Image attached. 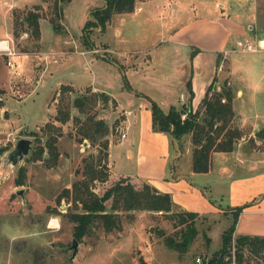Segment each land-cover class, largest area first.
I'll return each instance as SVG.
<instances>
[{
    "label": "rangeland",
    "instance_id": "1",
    "mask_svg": "<svg viewBox=\"0 0 264 264\" xmlns=\"http://www.w3.org/2000/svg\"><path fill=\"white\" fill-rule=\"evenodd\" d=\"M35 1H38L43 17L49 16L51 0ZM93 1L96 0H69L62 5V14L65 16L63 21L67 24L68 31L74 35L71 37L66 35V41H61V47L59 45V49L64 52L73 50L64 56L59 49L54 48V44L49 47L43 44L41 49L38 48L40 44L22 32L17 37L10 34L11 42L8 48L14 51V55H7L5 51L0 50V264H139V258L146 264H196L194 262L196 255H199L201 260H206L219 246L221 230L231 219L230 213L224 216L216 210L217 203H222L225 199L221 194L226 192L228 181V175L222 174L220 169L226 162L228 153L219 151L211 153L212 170L192 176L197 182L209 184V193L215 200L208 198L199 187L191 186L187 178L176 182L166 175L160 177L158 181L146 178L159 191L174 193L173 200L180 198L177 200L184 202L183 209L204 216L196 218L197 232L185 251L177 252L164 244L163 235H172L177 229L165 213L134 209L119 213V228L104 231L99 225L92 224L88 234L79 240L76 239V252L69 258L73 223L67 213L74 206L64 196L58 198L57 194L63 187L69 188L71 182L81 177L83 159L88 160L92 156L95 162L96 156H102V148L86 138L81 141L76 139V125L72 120V115L77 114L76 108H70V117L64 123L53 119L57 99L52 100V97L54 92L58 91L59 84L67 82L76 87L66 92L70 97L86 89L81 85H94L116 98L123 107L132 110L135 109L137 101L147 102L145 95L157 103L160 100L161 106L164 107L166 101L176 99L181 90L176 79L177 71L169 60L171 55L165 56L166 53L161 50V45L165 43L157 42L161 40L158 15L145 17L143 10L133 17L124 16V20L118 24L120 36L112 32L110 34V31L106 30L104 37L97 26L81 28L80 32L86 4ZM192 1L197 6L194 14L198 22H186L179 38L211 40L216 45L224 36L226 29L229 43L225 46L229 47L227 44H230L232 47L225 53H218L220 55L216 60L212 88L219 89L226 80L232 90L238 88L241 91V95L233 99L232 106L246 122L240 127L242 135L236 140L232 150L243 147L245 151H249L257 145L262 152L264 49L242 50L236 42L249 41L255 44L257 38L264 39V20L260 11L264 9V6H261L264 0ZM219 4H222L223 9ZM95 7L99 6L94 5L92 8ZM89 11L87 18L90 17ZM219 11L229 15L220 16L219 19L212 17ZM227 17L228 22L225 21ZM247 23L253 24L250 31L247 29ZM238 25L242 26V33L237 32ZM39 30L42 41L46 43L53 41L54 36L47 20L40 21ZM84 36L91 43L89 46L83 45ZM104 39L109 40L110 46L127 50L134 48L135 52L128 51L122 56L113 51H106L101 44ZM20 48L31 50L25 53ZM77 50L86 52L80 53ZM29 54L33 56L32 59ZM104 54L109 59L102 57ZM88 55L94 59L92 63H87ZM110 57L124 63V73L123 68L115 67L111 63ZM202 57L205 59L199 64L194 63L197 73L193 88L195 93L192 96L195 98L202 94L214 69L213 54ZM122 58L126 60L123 61ZM7 60L11 61L13 67L7 65ZM131 62H135L134 68H131ZM202 73L206 74L202 76ZM109 102L99 101L93 109L97 112V117L103 114V119L111 128L110 137L116 141L119 139V129L124 126L125 112ZM133 102L134 106L131 105ZM46 121L59 125L61 129V135L57 137L55 143L58 156L52 166H46L41 159L30 158L31 149L35 146V135L40 136L41 141L44 138L42 125ZM239 122L240 118H232L233 125H238ZM252 123L257 124L258 129L253 130ZM20 137L30 139V147L25 155L11 163L6 154ZM122 139L125 141L129 137ZM166 139L165 132L147 133L145 137L143 136L137 172L133 146L131 145L132 155L126 156V144L118 142L114 144L110 156L111 176L116 173L133 175L135 173L139 179L140 174L158 177ZM238 141L240 147L237 146ZM170 146L173 154L171 162L177 160L175 173H180V170L187 172L192 147L189 135L184 134L179 141L171 139ZM106 160L107 156L105 163ZM106 167L108 170V164ZM20 168L23 174L22 183L15 180ZM246 169L234 167L231 174ZM109 184L105 180L101 182L95 180L91 187L99 194ZM189 187L193 188L191 195ZM17 189H21L20 194L16 193ZM196 192L200 193L204 200L195 196ZM109 203L110 200L107 199L105 201L107 209ZM52 218H55L56 226L48 225ZM205 235L209 236L208 241ZM231 250L232 248L230 255ZM261 260L262 256L244 250L243 262L257 264Z\"/></svg>",
    "mask_w": 264,
    "mask_h": 264
},
{
    "label": "trees",
    "instance_id": "2",
    "mask_svg": "<svg viewBox=\"0 0 264 264\" xmlns=\"http://www.w3.org/2000/svg\"><path fill=\"white\" fill-rule=\"evenodd\" d=\"M69 0H51L50 15L47 16L52 29L56 32L62 28L60 18L62 16V5ZM99 7L89 11V18L85 19L82 29L89 26H97L100 31L104 29L106 21L112 13L131 11L135 0H101ZM11 33L17 37L19 33L25 32L35 42L39 39L38 19L43 17L40 5L34 4L32 8L12 12ZM84 35V34H83ZM84 36L82 43L89 46L88 40ZM28 52L31 49H21ZM214 75L206 85L196 108L190 107L192 90L189 80L185 86L188 91L187 102L179 106L169 104L163 110L152 98L145 95L150 110L151 129L163 131L168 134L169 140L179 141L180 137L188 134L192 143L190 153V168L194 172H206L211 166V153L214 151H230L235 142L242 135V130L233 125L232 118L234 112L231 105L233 90L226 80L223 81L219 89L212 88ZM72 91L68 84H60L52 100L57 99L54 105L53 119L59 123H64L70 117V108H76L77 114L72 115V120L76 125V139L81 141L88 139L91 143H96L102 148V156H90L84 160L81 169V177L71 182L70 187H63L57 197L64 196L74 206L67 213L72 224V235L79 240L83 235L89 233L92 224L99 225L104 231H110L120 226L119 213L126 210L148 209L165 213L177 226L174 234L163 235L164 244L183 252L196 235L195 225L197 212L186 210L175 205L168 192L159 191L152 184L143 181L141 185L135 186L126 176H120L101 193H96L91 183L93 181H104L108 176L105 163L107 156L108 139L107 134L111 128L102 117H97V112L93 109L97 102L110 101L111 98L103 91H92L86 88L79 94L71 97L66 92ZM58 95V97H56ZM112 102V100H111ZM44 138L35 135V146L31 149L30 158L41 159L46 166L55 164L58 156L56 147L57 137L61 135L59 125L46 121L42 125ZM46 154V156L44 155ZM102 159V161H101ZM101 161V162H100ZM176 161H172L169 168L176 169ZM21 168L18 170L16 181L22 183L23 174ZM109 199V208L105 206V201ZM241 206H236L231 210L230 222L221 230L220 244L210 257L202 259L201 264H226L230 260V249L233 250L235 264H248L243 262V252L246 250L253 255L262 256V260L257 264H264V236L255 234L234 233L236 217ZM206 241L209 236L205 235ZM139 264H146L139 258Z\"/></svg>",
    "mask_w": 264,
    "mask_h": 264
},
{
    "label": "crops",
    "instance_id": "3",
    "mask_svg": "<svg viewBox=\"0 0 264 264\" xmlns=\"http://www.w3.org/2000/svg\"><path fill=\"white\" fill-rule=\"evenodd\" d=\"M34 4H38V1H35V0H0V43H2L3 41L9 47V44L11 42L10 34L12 30V17H13L12 12L23 10L26 8H32ZM101 4H102L101 0H96L91 3L87 2L83 22L85 21V19H87L88 11L92 7H94V5L100 6ZM219 5H220V8L223 9L222 4H219ZM261 6H264V3H262ZM196 8L197 6H195V3L192 0H135L133 9L131 11L112 13L109 19L106 21L104 29L100 31L102 32L104 37H106V30H109L110 34L113 33L116 36L117 35L120 36L121 33L119 31L118 24L119 22H122L124 20V16L130 15L131 17H133L139 11H143V10L145 11V14H143L145 17H150L152 15H155V16L158 15V19L160 20L161 40L160 41L158 40L157 42L165 43L163 46L161 45V50L166 53L164 54L165 56H168L169 54L171 55V59L169 60L171 63L174 64L173 65L174 69L177 71L176 79L178 80V83L181 88V90L177 94L178 97L171 101L168 99L165 104L166 106L164 107L161 106L160 104L161 102L159 100L158 105L163 110H166L169 104H173L177 107L181 103H183L185 100L187 102L188 91L186 89L185 83L187 80H189L191 90L193 91L195 75L197 73V69L194 63L199 64L202 59H205L202 57L203 55L213 54V58H212L213 64L212 65L214 69L210 76V80H211L212 76L215 73L216 60L217 58H219V55H220L218 53H225L230 49V47H232L230 46V44H227L229 45V47L225 46L226 43H229L228 33L225 32L226 29L223 33L224 36L220 38L218 44L216 45L213 44L211 40L205 41V40H200L196 38H191V40H184L182 38H179L182 34V29L186 25V22L188 23L198 22L197 21L198 18L196 14H194L196 13ZM260 11L263 14L262 20H264V9H261ZM228 15H229L228 13L219 11V13L217 14L214 13L212 17H214L215 19H219L221 18L220 16H228ZM64 17L65 16L62 14L60 18V23L62 25L61 26L62 28L59 30V32L57 31L55 32L50 25L53 36H54L53 41L47 42V43L42 41L40 37V30H39L38 44H40V46L38 48H40L43 44L46 45L47 47L54 44V48L59 49V45L61 47V41H66L65 37L74 36L73 32L68 31L67 24L63 21ZM44 19L47 20V18L40 17L38 19L39 24H40V21ZM255 20H256V14H255ZM225 21L227 22L229 21L228 17ZM230 25L232 26L231 23ZM252 26L253 24L247 23V29H249V31L251 30ZM236 30L237 32H241V33L243 32V28L241 25H238L236 27ZM80 32H81V27H80ZM22 33H25V32H22ZM108 41H106L105 39L101 41L102 47H104L106 51H113L119 55L122 54V56L126 54L128 51L133 52V53L135 52L134 48L127 50L126 48L110 46L111 44H109ZM155 44L156 43H154V45ZM58 51L61 54L63 53L62 55L64 56L66 53L71 52L73 50L64 52L63 50L59 49ZM77 51L80 53L86 52L82 50L81 51L77 50ZM27 53H29V51ZM100 55H98L100 58L104 57V58L109 59L108 56H106L105 54L102 55V57ZM29 56L32 59L33 56L31 54H29ZM30 58L28 59L31 61ZM122 59L123 61L126 60L125 58H122ZM93 60L94 59L91 58L90 55L87 56V63H92ZM110 60H111V63L115 67L123 68V70L122 69L121 70L124 73L125 71L124 63H119L117 62V59L111 58V57H110ZM134 67H135V62H131V68H134ZM205 67H207V64H205ZM205 74L206 73H202L201 75L203 76ZM209 82H206L205 87ZM60 84H68L71 87L76 88L72 83L65 82V83H60ZM81 86H83V88L84 87L89 88L92 91H103V90H99L96 86L94 85L92 86L90 84H84ZM205 87L203 88L201 95L197 96L196 98L195 96H191L190 107L192 109H194L198 105V102L201 96L203 95ZM105 93L108 94L107 92ZM193 93L195 92L193 91L192 94ZM108 95L112 100V102L111 100L110 102L115 104L114 107L123 109L125 112L124 126H126V130H125L124 137H129V139H126L124 141L123 139L119 138L118 140L115 141V140H112V138L110 137L111 135L110 131L108 132L107 134V139H108L107 160H106V164H108V176L105 180L106 182H109L111 184L114 180H116L120 176H126L127 179L132 184H134L135 186H139L141 185L143 181L150 183L149 180H147L146 178L151 179V181H158L160 177L167 176V178L175 182L182 180V178H185V179L187 178L189 179L188 181L190 182L191 186L195 185L199 187L202 191H204L205 195L208 198L210 197L213 198L209 193V189H210L209 184L203 183V182H197L195 179L192 178V176L196 175L197 173H202V172H194L191 170L189 166V169L187 167V172H183L182 170H180V173L176 174L175 172H176L177 167L175 170L169 168L173 154L171 153L172 148L170 146V140H169V136L167 133H165L167 139L163 147L164 148L163 150L164 158L161 161V166H160V171H159L160 175L158 177L149 176L146 174L145 175L140 174L139 176L141 177V179H139L135 173L134 175L132 173H116L114 174V176L112 175L113 176L112 177L111 176L112 160L110 159V156H111V148L114 144H116L117 142L119 144L125 143L126 144V148H125L126 156L132 155L131 147L133 146L132 149L134 151L133 152L134 158L136 160L135 161V171L137 172L138 171V155H139V149H140L143 136L145 137L147 133L148 134H152L153 132L162 133L163 131H154L151 129L150 110H149L147 102L140 101V100L137 101L135 104V109L132 110L129 107H126V108L123 107L116 98H114L110 94ZM240 95H241V91L238 88L233 89V97L231 100V105L233 103V99L236 96H240ZM175 100L177 101V103ZM131 105L134 106V102L131 103ZM232 109H233V106H232ZM126 111H129V112H126ZM233 112H234L233 118H240L241 120V122H239V124L236 125L237 127L240 128L244 124V122H246V119L240 116L239 113L235 111L234 109H233ZM99 116L103 118V114L102 115L100 114ZM106 118L107 120H109V117L106 116ZM257 126H258L257 124H253V123L251 124V128L253 130L254 129L256 130ZM261 127L264 128V126H261ZM237 146L240 147L239 141L237 142ZM219 152L228 153L226 154L228 156L226 162L223 165H221V168H220L222 174L225 173L226 175H228L227 176L228 181L226 184V190H225L226 192L223 193L224 195L221 194L222 196H224L226 200L224 199L222 203L218 202L216 206V210L219 213L220 212L223 213L224 216H228L229 213L231 214V210L234 207L241 206L240 210L238 211L237 217H236L234 233L235 234L236 233L250 234V235L255 234V235L264 236V154L262 153L264 152V150H262V152L259 151V148L256 145L255 147H252L249 151H245V149L241 147V148H237V149L230 150V151H219ZM234 167H246L247 169L237 174H231ZM210 170H212V165L210 166V169L208 171ZM189 189H190L189 194L190 195L193 194V190H192L193 188L189 187ZM196 193L197 195L195 196H198L201 200H204L201 197L200 193L198 192ZM169 194H170L172 202L175 205H177L180 208L183 207L182 205H185L184 202H180L177 200L180 198L174 199L178 201L179 203L174 202L173 198L175 194L172 192ZM222 196L219 197V199H221ZM213 200L215 199L213 198ZM52 221H54V225L56 224L55 218H52L50 221H48L49 226H51L50 223Z\"/></svg>",
    "mask_w": 264,
    "mask_h": 264
},
{
    "label": "built area",
    "instance_id": "4",
    "mask_svg": "<svg viewBox=\"0 0 264 264\" xmlns=\"http://www.w3.org/2000/svg\"><path fill=\"white\" fill-rule=\"evenodd\" d=\"M237 45H239V47L242 50H259V49H264V39L262 38H257L255 40V44L251 43L249 41H237L236 42ZM0 50L5 51V53L7 55H14V51L11 50L10 48H8V46L2 41V43H0ZM7 65H9L10 67H13V64L11 63V61L7 60ZM129 112V111H126ZM125 130H126V126H123L122 128L119 129V138L122 139L125 136ZM231 259L229 260L228 263L226 264H234V255H233V250H231ZM194 262L196 264H201L202 260L199 257V255H196L194 257Z\"/></svg>",
    "mask_w": 264,
    "mask_h": 264
},
{
    "label": "water",
    "instance_id": "5",
    "mask_svg": "<svg viewBox=\"0 0 264 264\" xmlns=\"http://www.w3.org/2000/svg\"><path fill=\"white\" fill-rule=\"evenodd\" d=\"M30 147V139L20 137L15 141L14 146L7 152L6 156L11 163H15L17 159H20L25 155ZM16 193L20 194L21 189H17ZM69 248L71 249L69 258H72L76 252L77 240L72 237L70 240Z\"/></svg>",
    "mask_w": 264,
    "mask_h": 264
},
{
    "label": "bare ground",
    "instance_id": "6",
    "mask_svg": "<svg viewBox=\"0 0 264 264\" xmlns=\"http://www.w3.org/2000/svg\"><path fill=\"white\" fill-rule=\"evenodd\" d=\"M50 225H51V226H55L56 224L54 225V221H52V222L50 223Z\"/></svg>",
    "mask_w": 264,
    "mask_h": 264
},
{
    "label": "clouds",
    "instance_id": "7",
    "mask_svg": "<svg viewBox=\"0 0 264 264\" xmlns=\"http://www.w3.org/2000/svg\"><path fill=\"white\" fill-rule=\"evenodd\" d=\"M57 227H58V225H57Z\"/></svg>",
    "mask_w": 264,
    "mask_h": 264
}]
</instances>
